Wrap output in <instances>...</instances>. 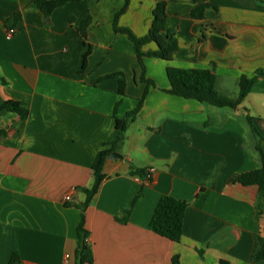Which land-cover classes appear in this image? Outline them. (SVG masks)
<instances>
[{"label":"crops","instance_id":"0c3cea01","mask_svg":"<svg viewBox=\"0 0 264 264\" xmlns=\"http://www.w3.org/2000/svg\"><path fill=\"white\" fill-rule=\"evenodd\" d=\"M158 1L177 49L171 61L144 57L153 85L114 150L122 157H107L82 211L93 160L117 137L115 116L134 108L146 86L132 42L113 30L124 0L68 1L48 19L33 0H0V104L27 110L21 118L0 109V264L12 254L13 264H75L82 213L92 253L84 264H173L174 256L177 264H264L253 258L264 229L258 186L229 181L261 166L259 140L264 154V0H129L119 26L146 35ZM15 12L16 31L6 38ZM168 65L213 70L215 89L229 97L242 75L258 77L237 108L216 107L166 92ZM163 194L187 203L178 242L149 228Z\"/></svg>","mask_w":264,"mask_h":264},{"label":"trees","instance_id":"16d2710c","mask_svg":"<svg viewBox=\"0 0 264 264\" xmlns=\"http://www.w3.org/2000/svg\"><path fill=\"white\" fill-rule=\"evenodd\" d=\"M36 6L41 10L46 19L49 18L51 12L58 6L65 4L72 0H33ZM261 2V1H260ZM129 0H124L123 6L114 13L113 18V30L125 34L132 42L135 55L141 67L140 80L146 84L142 96L137 100L134 108L127 111L122 118L115 116V127L117 129V137L108 147H104L98 151L91 170L93 173V183L90 187L83 188L85 194L84 200L78 204L82 211L86 208L93 195L97 192L101 181L105 178L102 172V168L105 160L111 152L118 148L119 143L124 139L125 129L130 121H132L138 111L141 108L143 99L146 95V91L150 85H153V81L145 77V64L144 57H157L165 61H171L173 59L174 52L177 49V42L175 39L174 29L168 28L166 25V3L164 1H158L153 9V19L150 28L146 35L136 36L129 28L119 26L118 18L121 13L124 12ZM203 5L193 9L192 15L195 17L201 16V9ZM19 13L15 12L7 23V27H13ZM90 21L89 15L86 14L80 27L79 34L81 41L84 45L88 46V49L83 54V67L90 48L87 43L86 28ZM152 41L156 45V49L153 51H143L142 46ZM112 75H119L118 78V93L124 95L125 82L123 74L117 72ZM166 75L169 81V88L165 91L174 95H178L184 98H193L200 103L213 105L216 107H229L237 108L245 96L251 90L252 85L255 83L258 75L253 77H246L242 75L239 80V92L236 97L224 96L218 93L215 89V73L210 69L200 68H178L168 65L166 67ZM0 109H7L19 114L21 118H25L27 110L24 109L18 102L13 100H7L0 104ZM246 119L251 125L252 129V117L247 115ZM4 130L0 129V136L4 134ZM256 149L261 156V166L257 169L242 172L233 175L230 178V182L239 183L242 185L255 184L258 186L259 198L264 202V154L259 142L256 144ZM131 175L145 178L147 172L144 168H131ZM187 203L183 200L174 198L170 195L163 194L159 197L156 206L153 210L149 221V228L156 234L165 237L171 241L178 242L181 238L183 228V218L185 214ZM89 232L84 228V214H81V219L77 226V247L75 250V264H84L92 261L91 248L88 243ZM260 247L253 254L255 260L264 261V229L259 237ZM16 259L15 254H12L9 264H13ZM178 256H174L173 264H177ZM219 264H228L227 261L221 260Z\"/></svg>","mask_w":264,"mask_h":264},{"label":"built area","instance_id":"2783aa9c","mask_svg":"<svg viewBox=\"0 0 264 264\" xmlns=\"http://www.w3.org/2000/svg\"><path fill=\"white\" fill-rule=\"evenodd\" d=\"M15 31H16L15 27L7 28L6 31H5L6 38H10L15 33ZM146 178H148V175L146 176ZM69 199H70V195L68 194V195L65 196V200H69ZM263 227H264V223H263ZM65 257L67 259L68 255H66Z\"/></svg>","mask_w":264,"mask_h":264},{"label":"water","instance_id":"95a60500","mask_svg":"<svg viewBox=\"0 0 264 264\" xmlns=\"http://www.w3.org/2000/svg\"><path fill=\"white\" fill-rule=\"evenodd\" d=\"M121 157H122L121 154H119L118 152H115V151L111 152V153L109 154V156H108L109 159H113V158H121Z\"/></svg>","mask_w":264,"mask_h":264}]
</instances>
